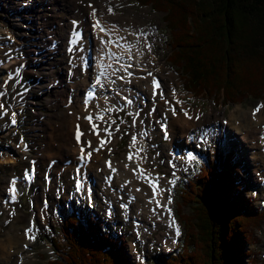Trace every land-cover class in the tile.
I'll list each match as a JSON object with an SVG mask.
<instances>
[{"label": "rangeland", "instance_id": "rangeland-1", "mask_svg": "<svg viewBox=\"0 0 264 264\" xmlns=\"http://www.w3.org/2000/svg\"><path fill=\"white\" fill-rule=\"evenodd\" d=\"M21 1L22 0H11L10 5L12 7L9 6V8H6L5 12L0 11V39H1L0 47L1 48L3 46L2 39H4V41L7 42V44L4 47L5 48L9 47L10 44L9 34L12 35L13 32L12 30L14 28L11 25V23L13 22V20L14 23L16 21L17 22L19 21L17 20L19 18H17L16 16V14H19V12H15V11H17V6L22 4ZM37 1L40 2V0H36V3ZM43 1L47 6L44 5L45 6L44 7L40 5L41 7L38 6L35 12L41 10V13L48 17L49 16L52 17L54 12H56V16H55L56 18L54 19V21H56L57 19H59L58 21H60L61 19L66 18V22L63 19L65 24L62 21V27L66 26V30L68 31V29L71 27L69 26V22H68L70 21V19L68 20L67 18L69 17V15H67V13L64 12L61 7L58 6L57 8L53 5L57 2L60 3V1L59 0H55V1L43 0ZM95 2L98 3L99 0H95ZM111 6L113 7V10L115 12L107 17H110L113 23L118 17H123L130 20V22H135L139 24L138 27H142L146 25L149 28H154V29L156 28L154 31V35L152 37L153 38L152 41H154L153 47L155 53L157 54V59L159 58L158 59L159 62L157 63L162 62L163 64H165L159 76L162 78V80H164V83H166V85H170L171 83H173L176 86V89L180 91V93L184 94L183 98L186 101L188 108H190L193 111L195 110L197 111L198 109H200L199 114L202 115V118L205 115L207 116L208 114L212 115L215 113L218 114L220 113L218 117L219 118L225 117L224 124L225 125L227 124L226 127L229 128L231 127L229 126L230 125L229 120H231L230 113L234 110V107L236 105H240L244 109H249L250 107L257 108L258 105L261 104L264 105V101L254 100L250 97H245L243 98V100L239 102L235 101L234 103L221 104L220 103L221 101H216L215 98L209 97L208 95L194 96L193 94L188 93L184 89L185 83L183 77L181 76V73L175 71L174 66L168 60L171 53V42L169 40L170 33L169 30L167 29L166 23L163 18L164 14L161 12H156L152 8V6H142L138 4L136 0H117V2L113 1ZM53 7H55V10ZM58 15L61 16L58 18ZM34 19L35 21L33 22V24L35 25H37L36 24L37 22L41 23L42 21V18L38 17V14L37 16L35 15ZM89 19H90V15H88V19H87L88 21L86 22L87 27L90 23ZM49 20L50 19L47 20L46 25H49ZM58 21H56V24H59L61 22ZM83 25L86 26V24L84 23ZM55 28L56 30L54 29L55 31L53 30V33L58 31L59 29L58 26H55ZM66 37L67 36L65 33V35L62 36V40H63L62 42H64ZM26 43L33 44L34 42L31 39ZM12 47L15 48L14 50L11 51L12 54L14 55L24 54L22 48L17 50L13 38H12ZM6 50L7 49L5 50L2 49L1 50L2 53L0 51V62H2L0 63V67L1 65H3V63L4 64L7 63V61L4 58L6 55L4 51ZM39 51L41 50L36 49V52ZM41 52H43V50ZM27 55L29 61L31 63H33L34 61L35 64L41 63V61H48L49 63H52L53 60L58 59L62 61V65H63L65 64V60L69 58L63 46L62 49L61 48L57 49V53L56 54L54 53V55L51 58L50 56H48L49 57L48 60L42 59L46 57L45 54H42L41 59L37 58L34 60V57L36 56L34 55V51H32L31 49L27 52ZM10 67L11 64H9L6 67V70L5 68H0V79L5 75V73L2 74V71L5 70L6 73H10V71L13 70V67L17 68L15 64L13 65L12 68ZM44 70L45 69L41 67L38 73L43 77L42 79L43 82L41 85H39L40 89L37 90L31 88L33 84H37L36 81L35 80L33 81L32 77H30V75L33 73H30V75L23 74V75H18L12 80H10L8 83V90L6 91V95L0 97V102H2L4 106H6V109L8 111L6 115L7 118L0 116V127L3 130L7 129L9 131V132L8 131L0 132V160H3L4 158L7 157L9 158L10 157L9 153L12 154L16 153V152L14 153L11 150H9V152H5V151L2 152V150L6 149L9 145H12L9 147L18 145L20 135H23L27 142L28 149L40 161V170H39V174L37 175L38 178L33 182H25L23 180V175H22L24 171L26 169H29L30 167V159L28 157V154L24 155L23 153H19L17 157V163L8 162L0 166V239H3L5 237V234L8 232L7 230H9L12 225H15L19 229L24 225V223H22L19 220L18 214L23 212L24 214L30 216L33 213L36 207L35 195L39 191L40 194H42V198H40V200L41 199L44 200L43 203H39L40 205H42L40 209L42 211V214L45 217H47V219L50 220V222H48V225L44 227H42L38 221L36 222L37 225L41 226L42 228L39 229L40 231L38 230L39 232L37 233L38 235L37 241L32 243L33 246L31 245V250L34 252L32 253L36 258L34 264H53V262L59 260V258H61V256L64 255V252L62 250H57L55 248L53 237L58 238L60 243H64L65 241L64 233H63L64 220H65L64 218L68 213H70L72 206L79 208L82 214L91 216L93 217V220L100 222L101 227L105 230V233L109 237L116 238L118 241L120 240L121 237H124V241H125L124 249L131 261V264H160L159 260L161 256L165 257L176 250L174 248V244L176 243L175 245H177L179 236L175 237L176 234H174V232H172V230L166 224L163 223L160 224L158 220H154L153 222L148 221V223L143 222L144 227L146 225V229L142 234H139L138 228L136 227L138 224L137 222L141 221L138 219V212H139L138 207H140V205H142L143 202L145 203V201L143 200L141 202V200H137L134 198L130 200L129 191L127 192V189H123L122 184L119 182L115 183V187L113 189L120 191L123 194L122 197L120 196L117 197V195H115L116 196L115 198L112 191L113 189H110L109 195L106 194L105 185L107 184V182L105 184L104 178H107L105 176L108 175V172L104 173L101 169L102 167L93 168L92 171L90 172L92 178L94 179L93 188L95 189L96 192L95 202L90 203L87 199L88 196L85 194L76 196L75 200L72 202L71 200L67 201L68 196L70 199L71 197H73L72 194H76L73 168L67 167L66 169H64L63 173L57 176V187L48 190L49 183L47 184L45 177H43V173L44 174L47 173L46 169H48L50 163V162L47 163V157L55 156L54 153H59V151H57L59 146L69 145V138H68L69 129L67 128V125L64 124L61 116L57 117V119L52 116V114L54 115L59 111H65L67 109L66 107L67 105L66 103L63 104L65 100L61 95L60 96L58 95L59 93L57 95H54V91L55 90L57 91L59 89V92L60 91L65 92L67 90L66 91L67 93H65L66 94L65 98L67 97L69 92L70 95L69 97H71L70 100L72 101L73 106H75L80 100H82L83 94L80 92L76 94V92H78L77 88H75L76 92L72 91L71 94L70 91L71 81H69L68 79L64 83H61V80L58 81L60 84L56 82V80L59 77L62 79L65 78L63 76L65 75L64 73H66L65 71L66 69L63 68L62 70L61 68L55 69V72L56 71L57 72L50 74L52 75L51 77L49 75L43 76L46 73H49V71L46 70L44 71ZM167 70L171 71L172 73L169 74ZM77 77H78L77 81L79 80V82H81L83 75L80 74ZM47 80L48 81L52 80V82L54 80L55 83L51 82L52 84L50 85L51 88H49V86H46V84H48ZM75 82L76 80H74L73 84ZM139 85H144V80H140ZM27 91L31 95V98L26 99L25 101L24 98H21V96L23 95V93ZM47 97L48 99L50 98L52 100L50 102L49 100L47 101ZM29 100H31V102H29ZM163 104L161 108L165 110L167 106ZM98 108H100L99 104H98ZM73 109L75 110V108ZM13 112L16 113V120L18 122V126L9 125L10 117ZM71 115L73 117H80V118L82 117L81 112L80 113L71 112ZM262 115H264V110L262 112ZM142 117L144 118L146 125H148V128L149 129L152 128L155 133L152 134L148 139V152H147L148 157L146 160V164L149 165V169L152 172L155 171L162 177L167 174L169 177H171L173 170L172 168L169 167L168 164V158L172 156V153L170 152L171 151L170 146L167 145V143H169V140L166 139L165 136L163 135L162 131L159 128L160 125L158 126V122L155 123L156 126L152 124L151 122L152 118H151V114L149 113V110L144 111ZM55 119L57 120V122H55ZM134 119L136 123L135 126H132ZM162 119L166 120L164 116H162ZM45 120L47 121L48 127L44 125ZM112 120L115 121L114 123L115 125L112 123ZM112 120L108 121L107 125L108 127L109 125H111V127L114 126L118 128V130L115 131L114 134V141L116 143V148L108 152V154L106 155V159L112 160L113 158H118L120 159L121 162H123L124 157L126 156L128 157L129 155L128 146L130 145L129 142H131L130 138L132 132L134 131L138 132L141 129V125L143 123L140 120L136 119L135 111L133 107L129 109L128 108L120 109L119 111L116 112V114H114ZM66 122L67 121H65V123ZM40 126L49 129V131L42 130V127ZM56 132L60 134L63 133V136L59 137L57 134H55ZM205 132L206 133L209 132L210 134L208 133L207 138L202 139V142L198 143L199 141L198 139ZM90 133H91L90 138H92L94 142L97 141V139H95L96 136L92 134L94 133L92 131V128L90 129ZM191 134L193 136V142L197 147L196 150L198 153H196L195 156L196 159L193 160V163L192 161L188 160L187 163L183 164L188 166H181L183 172L181 173L180 179L177 180L174 190L168 192L167 197H171V198L173 197V200H175L173 206L174 211L177 210L176 208L179 207V203L182 201L181 196L179 195L181 194V191L179 190V185L180 183L183 182L182 180L186 181L188 179L191 180L196 179L198 175L202 172V170L205 168V165L209 160L211 161L210 165H212L213 162L215 161H219V163H221L223 161L224 154L228 152L229 153L233 152V157L235 161L242 160L243 163L245 164V165L243 164L240 170L243 172L241 173V176L246 178L250 186L249 190L247 191V195H249L248 198L253 197L255 199L254 201L255 207L257 209L259 208L264 211V153L261 150V143L258 142V140L256 142H250L249 141L251 140L250 137L249 139H247V142H244L243 136L239 134L238 131H235V128L233 127L232 129L226 130L224 134L221 135L220 130L219 132H217V129H215L213 123H211L210 125L209 124L206 125V127L202 128V130L200 131L193 130L191 131ZM164 143L166 144V146ZM15 151L17 150L15 149ZM55 157L56 158L50 160V161L55 160L53 167L55 166L57 161L61 159L59 155ZM13 176L19 177L21 181V186H23V190L18 199L17 205H15V203H13L14 205H7L8 195L6 193V188H8L7 187L8 181H10V178ZM48 176L49 174L47 175V177ZM123 201L124 203H128L129 209H126L124 207ZM190 209H191L190 206L183 205V211L191 212ZM108 210L112 212H109ZM13 211H15L14 214H12ZM84 222H86L89 225V222L85 218H84ZM261 224L262 225L255 230V236L259 240H257V242L248 243L246 249L248 251L249 250L252 251V254L259 263L264 264V221ZM167 249H171V250L167 251ZM249 258L250 257H247V259ZM14 259H16L15 256ZM14 259L11 264L15 263ZM0 264H3L1 259H0Z\"/></svg>", "mask_w": 264, "mask_h": 264}, {"label": "trees", "instance_id": "trees-1", "mask_svg": "<svg viewBox=\"0 0 264 264\" xmlns=\"http://www.w3.org/2000/svg\"><path fill=\"white\" fill-rule=\"evenodd\" d=\"M164 13L170 33L169 60L185 88L224 104L264 99V0H136ZM240 162L226 154L222 165L204 168L184 182L177 216L183 226L177 251L160 264H261L246 246L264 211L248 198ZM205 170V171H204ZM183 205L191 212L183 211ZM72 212L64 222V255L53 264H131L124 244L109 238L98 223ZM122 241V239H121ZM247 257H250L247 259Z\"/></svg>", "mask_w": 264, "mask_h": 264}, {"label": "bare ground", "instance_id": "bare-ground-1", "mask_svg": "<svg viewBox=\"0 0 264 264\" xmlns=\"http://www.w3.org/2000/svg\"><path fill=\"white\" fill-rule=\"evenodd\" d=\"M59 1H60L59 7H61L62 10L67 13V15H69L70 19L75 21V24L72 25V22L68 21L69 26H71L68 29V31L66 30V26L65 27L63 26L58 31L52 33L54 34L53 39L57 40L61 36H64V34L66 33L67 37L65 39V43L68 45L69 41L71 40V34L73 30L77 28H83V26H85L83 25V23L86 24L85 22L88 19V15H90L91 22H93L92 20L93 9H95L97 10V15L100 16L106 22L108 29L111 30L110 32L113 35L112 38H114V41L117 43V48L115 49L114 52L121 59L122 64L115 65L110 62H103L104 65L106 64L105 67L103 68L105 72L104 81H106V85L103 88L102 92L109 91V93L103 96L101 92V95L97 99H94V101L90 105L86 106L84 104V99L86 96L85 92H87L88 88L91 86L90 84L93 80L92 78H94V72L97 71L96 63L95 62L93 64L90 63L88 54L91 51V46L93 48L98 46V42L96 41V39L102 37V34L92 32V34L94 35V37L92 38L93 40H92V39H89V37H87L89 36L88 35L89 29L87 28V26L83 28L82 40L79 42V45L76 48V51L70 60L72 66L76 70V75L77 76H79L80 74L83 75L81 82H79V80L77 81L78 77L76 76L74 78L76 82L71 85L72 90L77 88V91L79 92L80 90V93L83 94L82 100H80L75 106H73V103L70 100L71 97H69L70 96L69 92H68L67 97L65 98L66 96L65 93H67L66 92L67 90L65 92H61V91L59 92V89L57 91L56 90L54 91V95H57L59 93L58 95L59 96L61 95L65 100L63 104L66 103L67 105L66 106L67 109L65 111H59L58 113H55L54 115L52 114V116L55 117L56 119L57 117L61 116L64 124L67 125V128L69 129V134H68L69 145L59 146L57 150L59 151V153H54L55 156L59 155L61 159L57 161V163L53 167L54 169L50 168L49 170L48 178L50 180V183L48 184V188H49L48 190L54 189L57 187V176L61 175L64 169H66L67 167L74 169V167L77 166L78 162L81 161L80 159L81 146L87 147V142L90 141L92 147L87 148L86 151L92 152V156L90 158V163L84 168H82L83 173L81 174L85 178V184L83 185V189L81 192L87 195L90 201L92 202L96 201V192H95V189L93 188L94 179L92 178V175L90 172L92 171L93 168L102 167L101 169L104 173L110 172L109 174H112L111 184L109 181H107L108 184L105 185L106 194L109 195L110 189H113L115 187V183L119 182L122 184L123 189H127V192L129 191L130 200L134 198L137 200H141V202L143 200L145 201V203L143 202L142 205L138 207V210H139L138 219L142 221V222L138 221L137 222L138 224L136 226L138 228L139 234H142L144 230L146 229V225L144 227L143 222L148 223V221L153 222L154 220H158L160 224L161 223L166 224L172 230V232L176 234V228L178 227L180 230V227H179L176 217L172 213V210H171L172 203L168 202L167 189L174 187L170 183V181L172 179L179 177V174L175 177L173 176V178L169 177L168 174L162 177L157 172L155 171L152 172L147 166V164L145 163V159H143L142 164L139 166V168L145 170V175L150 172L153 178H156V177L159 178L157 191H161V195H156V193L153 192L152 185L145 179L141 178L139 174V170L137 169V165L134 163L133 159L129 160L127 156L124 157L123 162H121L120 159L118 158H113L112 160L106 159V155L108 154V152L116 148V143L113 140V138H114L115 131H117L118 128L114 126L111 127L109 130L112 131V135L111 137H108L107 132H105L103 129L108 128L106 123L112 120L114 115H110L107 118H104V120L102 121L95 120V116L99 115L101 112H105L104 111L105 109H112V111L114 112L122 108L125 109L126 104L128 103L127 100H134V104L132 107L134 108V111H135V117L137 120H140L142 123H144L142 124V127H141L142 131L132 132L134 135L139 134L141 137L139 146L140 148H142V145L144 147L143 152H142L143 155H141V157H147V150H148V142L147 141L145 142L143 140V136H145V132H146V122L144 121V118L142 117V115L144 111L149 110L151 114V118H152V121H151L152 124L155 125V123L158 122V124L161 127L164 122H168V125H169L168 132L170 133V136H169V143H167V145L170 146L171 152L173 151L174 153L176 149H182V156L177 159L178 163L175 162V167L177 169L178 166L183 165L184 163H187V161L189 160L187 158L189 154H191L192 156H196L197 147L193 142V136L191 134V131L193 130L200 131L202 130V128L206 127V125L208 124L210 125L211 123L214 124V127L215 129H217V132H219L220 130L221 135L224 134L226 130L232 129L233 127L235 128V131H238V133L243 136L244 142H247V139H249V137L251 138V140H249L250 142H256L258 140V142L261 143V150L264 153V115H262L264 108L263 107L260 108V110L257 111L255 115H253L254 109L256 108L250 107L249 109H244L242 106L236 105L234 107V110L230 113L231 120H229V124H230L229 126L231 127L228 128L226 127L227 124L226 125L224 124L225 117H221V118L218 117L220 113L219 114L215 113L212 115L208 114L207 116L205 115L202 118V115L199 114L200 109H198L197 111L196 110L193 111L190 108H188L187 103L183 98L184 94L180 93L176 89V86L173 83H171L170 85H166V83L163 82L162 87L165 88V92L163 93L162 96L159 94L157 97H154L152 79L154 76H157V74H160L165 64H163L162 62L157 63L159 62L158 60L159 58L157 59V54L155 52L153 53V55H148L146 53V51L144 50L143 42L141 41L140 43H137V35L142 29L144 32L148 33L149 36H153L155 29L149 28L146 25L142 27H138L139 24L135 22H130V20H128L127 18H123V17H118L113 23L112 19L107 16L112 15L109 13V7L113 9L111 4L113 3V1L117 2V0H99L98 3L95 2V0H59ZM43 2H44L43 0H40V3L43 4ZM107 8H108L107 12L109 13V15H106V12H105ZM114 12L115 11L113 10V13ZM53 16H56V12H54ZM38 17L42 18L44 25H46L48 16L43 15L41 13V10H38ZM63 19L61 20L63 21ZM50 23H54L53 18H50L49 24ZM11 25L14 27V31L16 34H18L19 36L21 35L27 36L26 34H23V33L20 34L21 30L18 27V25L14 23V20L11 23ZM2 44L4 45L3 39H2ZM5 49L7 48H4V50ZM53 51L52 50L48 51V53H46L45 55L52 57ZM43 52H44V49H43ZM43 52H41V57H42ZM67 61L69 63L68 59L65 62ZM9 64L11 63H8V62L6 64L3 63L4 67L3 65H1L0 68H5L6 70V67ZM129 64L131 65V67H127V65ZM137 66H140V67L137 68ZM41 67L42 66L39 65L37 68H35V70L40 69ZM5 70L2 71V74L5 73L4 77L0 79V91H3L6 93V91L8 90V83L10 80H12L15 77L17 68L14 69L13 73L11 72L6 73ZM47 71H49V69H47ZM92 71L93 73L91 75ZM53 73L54 72L49 71L48 74L49 76H52L50 74H53ZM129 73H131V75H129ZM149 73H151L152 75H149ZM168 73L170 74L172 72L168 71ZM147 76H150V77L147 78ZM121 77H123V79H121ZM140 80H144V85H139ZM5 81H7L6 84H5ZM50 82L52 81H49L48 84H46V86H49ZM110 84H114V87H113L114 89L109 88ZM173 90H175V94H173ZM176 93H179L178 96H176ZM125 97L127 98V100L125 99ZM48 100L50 102L52 99L50 98L48 99L47 97V101ZM177 101H179L180 103H177ZM163 103L167 106L166 109L164 108L165 110L161 108ZM98 104L100 108H98ZM73 108H75V110ZM4 109H6V106H4ZM173 109H175V114H173ZM2 111L4 110H0V112ZM185 111L188 114L187 116L185 115ZM71 112H78V113L81 112L82 117L81 118L73 117L71 115ZM88 115L93 116V121L91 123L89 122V120L86 119ZM2 116L6 117V115H2ZM162 116H164L166 120H162ZM189 116H191L192 119H189L188 118ZM196 117H199V118L197 119ZM56 119H55V122H57ZM65 121L67 122L65 123ZM244 121H247V122H244ZM92 123L99 125V129H98L100 132L99 136L96 135L95 133H92L94 134V136H96L95 139H97V141L95 142L94 140H92V138H90V135H91L90 129L92 128ZM44 125L48 127L46 120H45ZM78 125H79V130L82 133H84L79 143L77 142L75 138ZM40 127H42V130L49 131V129L44 128L43 126H40ZM1 131H7V130H3L0 127V132ZM151 132L153 133V130H151ZM208 133L205 132L202 134L201 137L199 136L200 138L198 139L199 140L198 143H201L202 139L207 138ZM55 134H57L59 137L63 136V133L60 134L56 132ZM102 139H106L109 142H106L104 146L101 148V146H98L97 143L98 142L100 143ZM131 143L132 142H130V144ZM21 145H22V148H21V151L19 152L28 154L30 161L36 160V162L40 165V161L32 154V152L28 149V147H25L26 144L23 143ZM136 147L137 146L134 147L135 150H136ZM13 148L14 147L8 146L6 149L2 150V152L3 151L9 152L10 149L12 151ZM17 148H20V146ZM95 148L99 150L97 151ZM129 148H130V145H129ZM9 155H10L9 158L7 157V158H4L3 160H0V163L2 162L0 166L8 162L17 163L16 153L15 154L9 153ZM55 156H48L47 163H49L51 159L56 158ZM109 161L111 162V168L108 166ZM191 161L193 163V160ZM112 169H115L116 171L113 172ZM133 169H137V171L134 173ZM36 176L37 175L33 177L31 182L37 179L38 176L37 177ZM14 178H12L11 181ZM15 179H16V185H15L16 192H15L14 200L12 199V192L10 191L12 187L10 183L11 181L10 182L8 181V185H7L8 188L5 187L6 193L8 195L7 205H14L13 203L17 205L18 199L23 190V186H21V181L18 180L17 178ZM89 182L93 183L92 187L90 186ZM153 182L155 183L156 181H153ZM112 191H113L115 198H116L115 195H117V197L123 196V194L118 190L113 189ZM76 195L79 196L80 193L76 192ZM40 198H42V194H40V192L38 191L35 195L36 207L30 216H28L27 214H24L23 212L18 214L19 220L22 223H24V225L19 229L15 225L11 224L12 226L9 230H7L8 232L5 234V237L3 239H0V259L3 264H11L13 262L14 256L16 258L14 259V262H15L14 264H34V261L36 258L33 255L34 252L31 250V245L32 243L37 241V233L40 231L39 229L44 226H47L48 222H50V220H48L47 217H45L42 214V211L40 209L42 205H40L39 203H43L44 200L43 199L40 200ZM157 201H159V204H157ZM125 207L129 209L128 205H126ZM37 221L40 223L42 227L37 225L36 223ZM29 228L32 229L30 233L26 231ZM32 236H34V238H30ZM175 237H177V234ZM175 244H174V248L176 246ZM170 250L171 249H167V251H170Z\"/></svg>", "mask_w": 264, "mask_h": 264}, {"label": "snow or ice", "instance_id": "snow-or-ice-1", "mask_svg": "<svg viewBox=\"0 0 264 264\" xmlns=\"http://www.w3.org/2000/svg\"><path fill=\"white\" fill-rule=\"evenodd\" d=\"M109 13L110 14H113V9L111 7H109ZM93 15H95V9H93ZM73 23H75V22H73ZM94 27L99 28L101 32H105V29L103 27H100V22L99 21L96 22V24L94 25ZM109 31H111V30H109ZM101 41H102V43L105 44V46H107L109 44L116 43L115 41H112L111 39H109L108 41H104L103 38H101ZM141 41L143 42V46L145 48H147L148 52H151L152 51V44L148 41V33L144 32L142 29L140 30L139 34L137 35V43H140ZM108 55L110 57H116V54L113 53V52H108ZM9 58H11V57H9ZM116 59L119 60L120 58L119 57H116ZM0 63H2V62H0ZM103 67H104V65L101 63V68H103ZM127 67H131V65L129 64V65H127ZM129 75H131V73H129ZM149 75H152V74L149 73ZM104 76H105V72L104 71H101L100 74L98 76H96L95 83L92 85L93 90L95 89L96 85H100L101 84V77H104ZM9 78H11V77H9ZM121 79H123V77H121ZM6 83H7V81H5V84ZM153 87H154V89H159V87H160L159 81H157L155 79V77H153ZM93 94H94V92H91L90 91L88 93L89 98H91ZM173 94H175V90H173ZM5 95H6L5 92L0 91V97H3ZM160 95L162 96L163 94L160 93ZM125 99L127 100L126 97H125ZM127 102L130 104L132 101L131 100H127ZM166 103H167V101H166ZM177 103H180V102L177 101ZM262 107H264V105H258L257 108L254 109L253 115H255V113L257 111H259L260 108H262ZM0 110H4V111L0 112V116L7 115V110L4 109V104L2 102H0ZM104 111L111 112L112 109H105ZM173 114H175V109H173ZM185 115L186 116L188 115L186 111H185ZM188 118L189 119H192L191 116H189ZM196 118L198 119L199 117H196ZM10 119H11V124L12 125H15L17 123V121H16V113L15 112H13L11 114ZM86 119L89 120V122L91 123L93 121V116L92 115H88L86 117ZM95 120H97V121L104 120L103 112H101L99 115H96L95 116ZM112 123L114 124L115 121H112ZM135 123H136V121L133 120L132 126H135ZM110 128H111V125H109L108 128L103 129L105 132H107L108 137H111V135H112V131L109 130ZM162 128L164 129L165 138L167 139V127H166V125H162ZM98 129H99V125H97L95 123H92V131L96 135L99 136L100 132H99ZM83 135H84V133H82L79 130V125H78L77 126V131H76V134H75V138H76V140H77L78 143L80 142L81 136H83ZM106 142H109V141H107L106 139H102L100 141V146L103 147ZM21 143H23V138H21ZM136 143H137V137L135 135H133L132 136V143L130 144V148H134L136 146ZM87 146L88 147H92L90 141L87 142ZM25 147H27V146L25 145ZM96 150L98 151L99 149H96ZM142 151H143V149H139V148L136 150L135 156L137 157L138 160H143V159H146L147 158V157H141L140 156V152H142ZM91 155H92L91 152H88L87 154H85L83 147L81 148V157H80L81 160H84L86 157L87 158H90ZM133 155L134 154L130 151L129 152V155H128V159L129 160H132L133 159ZM188 159L191 161V160H195L196 157L195 156H192L191 154H189ZM108 166L111 168V162L110 161L108 162ZM126 167H127V165H126ZM137 169L139 170V174H140L141 178H143L146 181H148L152 185V187H153V192L156 193L157 192V188H158V179L159 178L158 177L153 178L152 177V174L150 172L145 175V170L139 168V164L137 165ZM137 169H133V172L135 173L137 171ZM112 171L115 172L116 170L115 169H112ZM77 172L79 173V169L77 170ZM173 176L175 177V173H173ZM106 179L110 180L111 177H108ZM176 179H178V177ZM176 179H172L170 181V183L173 186H175V184H176ZM153 181H156V182L154 183ZM10 183L12 185L10 191L12 192V199L14 200L15 199V192H16V188H15L16 179L14 178ZM77 188L78 189L80 188L79 182H77ZM137 190H139V189H137ZM167 190L168 191H171V189H167ZM168 202L171 203V197H169ZM157 204H159V201H157ZM12 214H14V212ZM26 231L30 233L32 231V229L29 228ZM176 234H177V236L180 234V230H179L178 227L176 228ZM30 238H34V236H32Z\"/></svg>", "mask_w": 264, "mask_h": 264}]
</instances>
